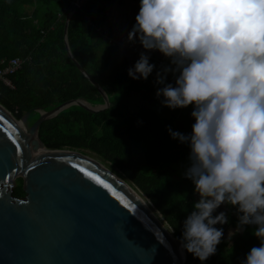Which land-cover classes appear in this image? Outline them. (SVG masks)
<instances>
[{
	"label": "trees",
	"instance_id": "1",
	"mask_svg": "<svg viewBox=\"0 0 264 264\" xmlns=\"http://www.w3.org/2000/svg\"><path fill=\"white\" fill-rule=\"evenodd\" d=\"M78 0H0V69L3 60L21 58L22 64L9 77L13 90L0 81V103L16 118L33 109L50 111L69 101H84L93 107L104 100L82 72L76 68L65 46V25ZM128 0H84L70 17L68 41L73 58L106 92L110 107L96 114L70 107L44 122L39 136L51 149L90 150L110 163L123 178L146 197L175 237L197 200L191 180L183 176L181 163L190 151L172 139L167 126L183 133L194 123L192 106L169 109L155 95V73L169 64L161 53L150 57L155 64L147 80H133L127 69L133 64L126 50L104 29L102 17L110 4ZM139 1V0H136ZM166 82H174L169 73ZM114 95V97H113ZM40 113L27 118L32 125ZM12 194L24 196L23 181L16 179ZM228 223L216 225L235 229L237 215L225 205ZM216 213H214L215 215ZM254 225L230 240L224 235L217 251L201 262L186 251L185 264H241L259 240L252 235Z\"/></svg>",
	"mask_w": 264,
	"mask_h": 264
},
{
	"label": "clouds",
	"instance_id": "2",
	"mask_svg": "<svg viewBox=\"0 0 264 264\" xmlns=\"http://www.w3.org/2000/svg\"><path fill=\"white\" fill-rule=\"evenodd\" d=\"M137 40L169 60L155 73L160 104L192 106L190 133L167 126L190 149L183 176L199 196L183 220L181 251L201 262L216 253L224 204L237 215L228 239L254 225L260 242L241 264H264V0H139L126 42ZM149 60L140 52L127 75L147 80Z\"/></svg>",
	"mask_w": 264,
	"mask_h": 264
},
{
	"label": "water",
	"instance_id": "3",
	"mask_svg": "<svg viewBox=\"0 0 264 264\" xmlns=\"http://www.w3.org/2000/svg\"><path fill=\"white\" fill-rule=\"evenodd\" d=\"M83 2L69 11L65 46L104 105L69 101L18 120L0 103V264H185L179 238L103 162L78 150L48 148L39 136L44 122L70 107L93 114L110 107L106 92L70 52V17ZM33 111L40 117L28 125ZM39 146L46 151L35 153ZM15 178L23 181L21 198L12 194Z\"/></svg>",
	"mask_w": 264,
	"mask_h": 264
},
{
	"label": "crops",
	"instance_id": "4",
	"mask_svg": "<svg viewBox=\"0 0 264 264\" xmlns=\"http://www.w3.org/2000/svg\"><path fill=\"white\" fill-rule=\"evenodd\" d=\"M139 11V1L128 0L124 4H110L102 14L104 20V29L109 31L112 38L115 39L131 57V63L139 58L142 51L148 52L150 57H159L160 52L143 49L138 42H126L128 32L135 23V15Z\"/></svg>",
	"mask_w": 264,
	"mask_h": 264
},
{
	"label": "rangeland",
	"instance_id": "5",
	"mask_svg": "<svg viewBox=\"0 0 264 264\" xmlns=\"http://www.w3.org/2000/svg\"><path fill=\"white\" fill-rule=\"evenodd\" d=\"M113 97H114V95H113ZM111 100L113 101V99H112V97H111ZM110 100V101H111ZM75 150H78V151H80V152H83V153H86V154H88V155H90V156H92V157H94V158H96V159H98V160H100L101 162H103L104 164H105V166H106V168H108L110 171H112L114 174H116L118 177H120L123 181H125L129 186H131L133 189H134V191L139 195V196H141L146 202H147V204H148V206L151 208V210H152V212L155 214V216H156V218H157V220L159 221V222H161L164 226H165V228L167 229V231L168 232H170L172 229L170 228V227H168V225L165 223V221L162 219V217H161V215L156 211V209L152 206V204L146 199V197L137 189V187L134 185V184H132L131 182H129L128 180H126L125 178H123L114 168H112L111 166H110V163H108V162H106V161H104L99 155H97L96 153H94V152H92V151H90V150H81V149H75ZM188 158L184 161V162H182L181 163V166H180V168H181V170L182 171H184L185 170V168H186V166L188 165ZM16 179H18V178H15L14 179V182H13V188H14V186H15V181H16ZM196 197H197V200L199 199V196H198V194H196ZM226 210V207H225V205L224 204H222L216 211H217V213L219 212V211H225ZM230 229H232V228H228V229H226V231H225V234H224V238L225 239H228V232H229V230ZM234 230V229H233ZM171 233V235L173 236V237H175V235H174V231H171L170 232ZM233 237H235V236H233ZM176 238V237H175Z\"/></svg>",
	"mask_w": 264,
	"mask_h": 264
},
{
	"label": "built area",
	"instance_id": "6",
	"mask_svg": "<svg viewBox=\"0 0 264 264\" xmlns=\"http://www.w3.org/2000/svg\"><path fill=\"white\" fill-rule=\"evenodd\" d=\"M22 62L21 58H13L11 60H3L1 62L4 67L0 69V81L10 90H13L14 88L9 77L15 74V72L20 68Z\"/></svg>",
	"mask_w": 264,
	"mask_h": 264
},
{
	"label": "bare ground",
	"instance_id": "7",
	"mask_svg": "<svg viewBox=\"0 0 264 264\" xmlns=\"http://www.w3.org/2000/svg\"><path fill=\"white\" fill-rule=\"evenodd\" d=\"M46 151L45 147L39 146L38 149H35V153H41ZM125 182V181H124ZM125 184L131 189V191L135 194V196L138 198L139 202L149 211V213L157 220L155 214L152 212L151 208L148 206L147 202L141 197L139 196L134 189L129 186L126 182Z\"/></svg>",
	"mask_w": 264,
	"mask_h": 264
},
{
	"label": "snow or ice",
	"instance_id": "8",
	"mask_svg": "<svg viewBox=\"0 0 264 264\" xmlns=\"http://www.w3.org/2000/svg\"><path fill=\"white\" fill-rule=\"evenodd\" d=\"M0 119H2V117H0ZM82 171H83V170H82ZM88 175H90V176H91L92 174H91V173H88ZM94 179H95V177H94ZM99 183H101V184H104V187H105V188H108V187H109V185H108V184H106V183H104V181H102V180H101V181H99Z\"/></svg>",
	"mask_w": 264,
	"mask_h": 264
}]
</instances>
